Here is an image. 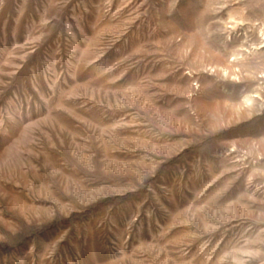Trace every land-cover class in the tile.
Instances as JSON below:
<instances>
[{"label":"rangeland","instance_id":"rangeland-1","mask_svg":"<svg viewBox=\"0 0 264 264\" xmlns=\"http://www.w3.org/2000/svg\"><path fill=\"white\" fill-rule=\"evenodd\" d=\"M0 264H264V0H0Z\"/></svg>","mask_w":264,"mask_h":264}]
</instances>
